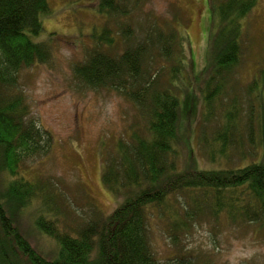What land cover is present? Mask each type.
Returning a JSON list of instances; mask_svg holds the SVG:
<instances>
[{"label": "trees", "instance_id": "trees-1", "mask_svg": "<svg viewBox=\"0 0 264 264\" xmlns=\"http://www.w3.org/2000/svg\"><path fill=\"white\" fill-rule=\"evenodd\" d=\"M250 1L211 0L219 28L213 35L214 56L204 84L207 120L216 115L218 99H225L232 89L230 76L241 62V18L249 12ZM142 2L99 0L98 12L119 25L118 34L127 47L118 54L109 46L105 50L104 42L111 44L115 37L106 26L97 37L99 46L75 66V74L85 84L113 88L138 107L140 122L134 126L141 130H135L131 141L118 142L116 156L103 171L104 183L114 192L123 189L128 198L108 216L95 207V219L85 221L76 233L62 230L50 214L38 215L36 226L58 242L50 256L32 245L15 218L35 198L47 203L55 198L46 182L31 181L21 172L27 158L47 152L55 143L50 130L29 116L27 96L19 84L24 67L51 55L48 44L31 37L44 30L41 14L50 6L48 0H0V264H159L148 235V211L153 207L160 208L176 230L203 214L223 213L235 221L259 222L264 228V158L244 162L258 141L252 119L245 129L249 127L251 148H243L247 142L236 135L245 128L238 99L226 103L224 121L204 130L201 142L213 161L228 158L232 149L239 148L241 164L176 170L179 92L193 85L184 82L190 55L185 33L170 22L153 24L141 39L130 22L119 24Z\"/></svg>", "mask_w": 264, "mask_h": 264}, {"label": "rangeland", "instance_id": "rangeland-1", "mask_svg": "<svg viewBox=\"0 0 264 264\" xmlns=\"http://www.w3.org/2000/svg\"><path fill=\"white\" fill-rule=\"evenodd\" d=\"M48 1L49 12L41 14L44 30L31 37L48 44L51 55L24 67L19 84L27 96L29 116L50 130L55 143L47 152L27 158L21 172L31 181L46 182L55 198L50 201L53 205L35 198L18 210L15 218L32 245L53 256L58 242L36 226V217L50 214L62 230L76 233L85 221L95 219L96 208L108 216L124 203L128 195L123 189L114 192L108 187L103 171L110 158L116 156L118 142L131 141L135 130L141 129L134 126L139 125L140 112L132 100L110 87L93 88L75 74V66L101 43L97 37L106 26L113 29L115 37L110 38L111 44L104 42L103 48L110 47L109 51L116 54L124 51L127 43L118 34L119 25L98 12L99 0ZM211 3L143 0L128 19L119 21L121 25L130 22L138 39L153 24L170 22L185 33L190 56L184 82L192 81L193 85L179 92L174 144L179 172L241 164L239 148L232 149L228 158L221 156L213 161L201 142L204 130L210 131L224 121L225 105L232 98L238 99L241 107L238 111L245 128L241 131L239 127L236 135L247 142L243 148H251L249 127L245 129L252 121L258 141L244 162L264 158V133L260 134L264 118V0H251L249 12L241 18V62L230 76L232 89L225 99H218L216 115L207 120L204 84L219 28V15ZM145 19L146 24L141 26ZM147 223L151 248L159 264H264V228L259 222L235 221L225 213L218 217L203 214L176 230L160 208L153 207L148 211Z\"/></svg>", "mask_w": 264, "mask_h": 264}]
</instances>
